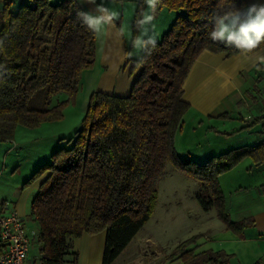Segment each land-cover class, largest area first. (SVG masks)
I'll use <instances>...</instances> for the list:
<instances>
[{"label":"trees","instance_id":"trees-1","mask_svg":"<svg viewBox=\"0 0 264 264\" xmlns=\"http://www.w3.org/2000/svg\"><path fill=\"white\" fill-rule=\"evenodd\" d=\"M20 2L14 10L15 0H0L1 140L12 139L20 125L62 119L76 101L83 72L96 61L97 37L78 18V11H86L77 0ZM228 2L160 0L176 16L150 55L147 49L138 58L125 55L126 63L132 61L130 92L94 91L72 145L56 149L25 181L40 179L30 206L39 224L40 264H76L73 239L101 231L103 264H112L153 215L168 165L201 182L196 196L203 209L216 208L227 228L240 227L230 219L218 177L262 144L199 162L182 158L175 138L190 108L184 84L198 56L208 49L241 52L209 38L210 18ZM197 238L181 241L173 253L182 252L186 264L227 263L218 259L226 256L222 251L188 250ZM2 245L0 240V252Z\"/></svg>","mask_w":264,"mask_h":264},{"label":"crops","instance_id":"crops-1","mask_svg":"<svg viewBox=\"0 0 264 264\" xmlns=\"http://www.w3.org/2000/svg\"><path fill=\"white\" fill-rule=\"evenodd\" d=\"M77 1L86 12L94 13V5L84 3L83 0ZM104 2L105 6L109 8H147V5L143 4V0H117L115 4L110 3L109 0H104ZM96 3H101V0H96ZM252 3H264V0H247V5ZM157 8H159V12L167 10V7L161 4H158ZM168 11L166 16L173 15V18L176 16V13L172 14L173 12L169 9ZM158 24L160 25L158 28L164 31H156V34L163 35L166 31L164 26L167 25H165L166 23ZM125 38V34L117 22L114 26H107L105 35L97 38L95 65L91 69H86L81 79L80 91L84 85L86 87L88 84V93L83 96V103H81V108L84 111L88 109L90 96L96 90L115 92L121 95L130 92L133 82V76H130L129 72L130 64L126 66L124 73H120L123 64L126 63L124 46L127 42L125 43ZM260 48L264 49V44ZM254 59V53L238 52L229 55L226 52L204 50L194 62L185 80L184 99L190 104V108L186 111L183 128L176 136L184 135L187 129V120L193 114L192 123L188 126L193 125L192 129L202 127L206 133L213 135V143L209 145V149L197 153L202 158L210 155L207 153L209 150L213 156H216L230 150L247 149L262 144L253 155L248 154L238 161L239 163L235 167L239 168L244 162L250 161V167H247V170H250L249 172L257 170L260 175V185L253 197L244 202L241 201L239 205L236 202L226 201L230 219L239 222L240 227L237 229L227 228L225 223L216 222V220L213 222V226L209 224L205 227L198 226L192 233L193 236L198 235V238L187 247L188 250L193 249L195 254L204 251L215 253L222 251L226 256L218 259L219 261L228 259L224 264H264V160L260 161V158L264 159V65L260 66V71H257L256 67H253ZM80 91L78 93L79 102L77 100L76 105L82 102ZM206 118H210L207 123L205 122ZM12 147H15V144L6 151V153L9 152L6 154V164L9 162L8 159L14 157L11 156L14 151ZM176 148L182 158L188 159L191 156L195 160H199L197 155L194 156L188 150L181 151L177 142ZM51 152L52 150L47 151V157ZM46 155L45 158H47ZM11 160H15V158ZM11 160L10 165L13 162ZM235 168L231 171H234ZM30 169L29 172L32 173L34 168ZM19 170L16 167L14 174L16 175ZM31 173L27 171L22 182H25ZM22 174L24 171L20 172V175ZM39 180L21 187L20 192L12 200L3 196L0 206L9 204L23 218L31 216L36 220L30 206L39 188ZM220 184L222 188V183ZM211 219H214L213 216ZM147 222L112 264L118 262L120 264H135V260L141 253H143L144 264H186L181 257L182 252L173 253V246L170 247V251L165 250L169 247L160 245V240L158 241L151 232L140 234ZM105 241L106 231L96 234L84 233L80 237L74 238L73 250L78 253L76 264H103ZM144 245H148L150 248H147V252H140L139 250H142ZM71 258L72 256L68 255V259ZM28 262L32 264L29 258ZM207 264L216 263L208 262Z\"/></svg>","mask_w":264,"mask_h":264},{"label":"rangeland","instance_id":"rangeland-1","mask_svg":"<svg viewBox=\"0 0 264 264\" xmlns=\"http://www.w3.org/2000/svg\"><path fill=\"white\" fill-rule=\"evenodd\" d=\"M20 3V0H15L12 9L16 10ZM2 9L3 4L0 3V13ZM110 9L120 13L119 19L116 22L126 37L125 43L127 42V44L124 46L125 55L127 54L131 59L140 57L143 50L137 51L131 44V40L136 35H139V30L135 21L139 17L141 11L150 13V10L148 8ZM166 12H169L168 9L159 12V8H157V11L154 13V16H156L153 20L155 34L156 31H164L158 28V26H160L158 23H166L165 25L167 26H164L166 27L164 29L167 30L174 21L175 17L173 18V15L166 16ZM172 14H175V12ZM161 36L162 35L156 34V39H161ZM124 64L120 73H124L126 66L132 64V61ZM114 66H116V64H114ZM87 86L88 84H86V87L84 85L80 91V94L82 93V96H80L82 102L78 105L75 104L77 103V100L79 102L78 94L75 103H71L65 107L62 119L59 118V120L43 122L36 127H21L20 125L17 127L12 139H0V200H2L3 196L8 197L9 199L11 198V200L13 197H16V194L20 192L19 189L26 186L25 182H22V179L25 177L27 171L28 173H31L29 172L31 171L30 168L33 167L34 170L30 175L28 174L29 177H31L41 164L50 161L51 154L56 149L60 148V146L67 147L72 145L74 138L73 140L71 139V141L69 140L75 136V131L81 127V121L85 112L81 108V103H83V96H86L88 93ZM84 87L85 90L83 91ZM60 96L56 99H64L65 97L64 94ZM193 117V114H191L187 120V129L184 132V135L180 134L176 137V142L179 148L182 149L181 151L188 150L193 153L194 156L197 155L196 157H199V162H205L213 156L210 152L211 150L207 151L210 155L208 154L209 156H205L204 158H202V156L200 157L197 153L201 152V150L209 149V145L213 143V135L212 133H206L205 129L202 127L192 129L193 125L188 126V124L192 123ZM209 119L210 118H206L205 122L207 123ZM14 144L15 147H12L14 151L11 155L14 157L10 156L11 158L8 160L9 162L13 158H15V160H11L13 161L11 165L9 162L6 164V154L9 153H6V151L10 146H14ZM50 150H52V152L47 157V151ZM45 155L47 158H45ZM188 159L195 160V158H192L191 156H189ZM16 167L20 170L18 171L19 173L17 172L15 175L14 170H16ZM247 167H250V161L244 162L239 168H235L234 171H231L233 169L231 168L219 175L218 179L221 181L220 183H222V190L226 201L236 202V204L239 205L241 201L244 202L255 195L258 190L257 188L260 185V175L257 170L249 172L250 170H247ZM21 171H24V174L20 175ZM27 179L28 178L25 180ZM201 187L202 184L200 181L190 177L183 171L175 169L172 165H168L165 174L158 183V201L155 211L140 234L151 232L153 236H156L158 241L160 240V245L169 247L165 250L170 251V247L173 246L174 248H177L181 241L193 237L192 233L196 227H205L208 224L213 226L215 220L216 222L222 223L223 221L218 217L216 208L207 211L201 206L196 196V193ZM212 216L214 219L210 220ZM24 220L31 240L29 244L30 250L28 258L31 260L32 264H40V244L37 237L39 224L31 216H25ZM147 248L150 247L144 245L143 249L139 251L147 252ZM158 249H161L160 246ZM142 254L143 253L138 255V259L134 262L135 264H144L145 261L142 260ZM116 264L120 263L118 262Z\"/></svg>","mask_w":264,"mask_h":264},{"label":"clouds","instance_id":"clouds-1","mask_svg":"<svg viewBox=\"0 0 264 264\" xmlns=\"http://www.w3.org/2000/svg\"><path fill=\"white\" fill-rule=\"evenodd\" d=\"M84 3L95 6L93 12L78 11L77 16L82 23L97 38L103 37L107 26H114L120 13L105 6L104 0L97 4L96 0H83ZM115 4L117 0H109ZM160 0H143L149 12L141 11L135 23L139 30L131 44L137 51L148 50L156 45L154 13ZM213 28L209 33L212 41L223 43L227 47H234L243 53H254L253 67L257 71L264 65V3H252L242 8H237L233 0H229L227 8L222 14L213 15L211 18ZM131 55V54H129Z\"/></svg>","mask_w":264,"mask_h":264},{"label":"built area","instance_id":"built-area-1","mask_svg":"<svg viewBox=\"0 0 264 264\" xmlns=\"http://www.w3.org/2000/svg\"><path fill=\"white\" fill-rule=\"evenodd\" d=\"M23 216L9 204L0 206V264H31L28 262L30 235Z\"/></svg>","mask_w":264,"mask_h":264}]
</instances>
